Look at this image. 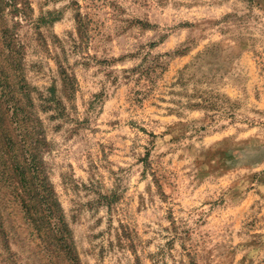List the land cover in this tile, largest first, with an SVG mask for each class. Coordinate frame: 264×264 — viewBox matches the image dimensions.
<instances>
[{"label":"rangeland","instance_id":"1","mask_svg":"<svg viewBox=\"0 0 264 264\" xmlns=\"http://www.w3.org/2000/svg\"><path fill=\"white\" fill-rule=\"evenodd\" d=\"M22 171L80 264H264V0H0V264H50Z\"/></svg>","mask_w":264,"mask_h":264},{"label":"trees","instance_id":"2","mask_svg":"<svg viewBox=\"0 0 264 264\" xmlns=\"http://www.w3.org/2000/svg\"><path fill=\"white\" fill-rule=\"evenodd\" d=\"M15 183L18 189L15 197L22 218L28 229L44 243L46 250L43 249V252L49 255L50 264H80L70 229L46 174L43 173L42 178L35 179L27 178L22 171ZM21 183L25 184V189ZM43 202L48 210L47 215L41 207Z\"/></svg>","mask_w":264,"mask_h":264}]
</instances>
